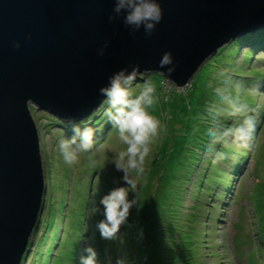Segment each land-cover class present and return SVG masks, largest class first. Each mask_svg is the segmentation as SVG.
I'll list each match as a JSON object with an SVG mask.
<instances>
[{
  "label": "rangeland",
  "instance_id": "1",
  "mask_svg": "<svg viewBox=\"0 0 264 264\" xmlns=\"http://www.w3.org/2000/svg\"><path fill=\"white\" fill-rule=\"evenodd\" d=\"M261 36L260 32L247 35L207 60L190 81L192 86L189 83L181 89H192L188 98L182 92V95L170 92L167 103L166 89L174 87L159 74L142 76V80L150 78L155 84L158 99L149 110L161 121V128L144 159L143 172L137 175L136 169L128 170L137 177L134 193H129L130 199L135 195L136 205L118 231L120 239H102L95 230L101 214L91 211L100 196L116 183H123L120 178L124 173L116 169L114 161L126 146L107 120L104 102L80 121L93 127L97 135L92 148L71 165L63 161L56 149L58 138L70 135V128L65 121L30 106L39 135L46 194L26 264H80L85 243L97 250L100 264H116L118 258L123 259V264H264V44ZM220 67L231 69L253 89L242 93V99L258 116V122L247 147L232 145L228 158L217 161L211 153L200 151L201 158L193 165L196 168L189 179H198L207 163L214 167L195 202L183 196L179 212L184 217L189 211L190 214L184 222L186 225L181 226L169 219L173 214L169 210L163 212V217L148 211L144 204L148 197L145 184L152 181L158 162L164 158L166 153L160 154L164 146L167 144L168 150L177 140L176 132L184 127L183 120L174 116L182 109L178 108L192 103L198 113L190 115L187 129L193 123L197 125L192 127L193 131L205 127L201 112L210 98L207 81ZM139 82L142 81H138L137 89ZM196 144L195 138L191 139V145ZM186 152L183 150V155ZM181 172L176 176L178 179L182 177ZM171 173L170 169L165 178ZM151 187L148 190L153 191L154 184ZM185 188L191 190L192 184H183L182 189ZM194 204L196 207L191 209ZM139 229L143 230L142 236L138 235Z\"/></svg>",
  "mask_w": 264,
  "mask_h": 264
},
{
  "label": "water",
  "instance_id": "2",
  "mask_svg": "<svg viewBox=\"0 0 264 264\" xmlns=\"http://www.w3.org/2000/svg\"><path fill=\"white\" fill-rule=\"evenodd\" d=\"M159 2L162 19L149 36L130 35L122 17L108 21L114 0H0V264H26L44 208L30 106L81 121L104 102L98 88L107 76L131 64L139 65L137 81L159 74L181 90L220 49L264 31V0ZM165 50L176 63L171 74L158 64Z\"/></svg>",
  "mask_w": 264,
  "mask_h": 264
},
{
  "label": "clouds",
  "instance_id": "3",
  "mask_svg": "<svg viewBox=\"0 0 264 264\" xmlns=\"http://www.w3.org/2000/svg\"><path fill=\"white\" fill-rule=\"evenodd\" d=\"M162 15L159 0H114L108 21L122 17V24L130 35L143 29L145 35L150 36ZM108 44L109 41L105 40L97 49L98 56L104 55ZM12 47L19 48L20 41H13ZM158 64L162 73L175 71L176 63L171 50L162 52ZM138 72V64L121 67L108 75L106 83L98 88L105 104L106 118L126 146L114 161L116 169L124 173L120 178L123 183H116L100 196L98 204L94 202L91 209L93 214H101L102 218L95 223V230L106 240L120 239L118 231L127 222L130 209L136 205L135 195L130 199L129 193H134L137 177L128 170L136 169L137 175L143 172L144 159L161 128V121L149 110L158 99L155 84L150 78H145L139 82L137 89ZM177 87L179 90L182 86ZM207 88L210 98L201 112V120L205 124L202 132L204 148L213 159L222 161L228 158V149L232 145L247 147L253 136L258 116L242 99V93L252 92L253 89L248 88L227 67H220L211 75ZM65 124L71 134L60 136L56 149L63 161L71 165L92 148L97 131L71 117L65 119ZM138 235H143L142 229H139ZM82 252L80 264H100L92 244L85 243ZM116 264H123V259L118 258Z\"/></svg>",
  "mask_w": 264,
  "mask_h": 264
},
{
  "label": "trees",
  "instance_id": "4",
  "mask_svg": "<svg viewBox=\"0 0 264 264\" xmlns=\"http://www.w3.org/2000/svg\"><path fill=\"white\" fill-rule=\"evenodd\" d=\"M260 34H262L260 41L261 43L264 44V31H261ZM216 54H218V52ZM143 80H139V81H143ZM190 86H192L191 83L189 87ZM191 91H192L191 88L188 91L187 90L178 91L172 87L168 88L166 89V93H167L166 97H168L166 102L167 103L169 102L170 92H174V94L177 93L180 94L182 92L183 94L186 95V98H188V95ZM193 103L197 104L195 100H193ZM178 109L181 110L178 112V114H174V116L176 118H179L180 120H183V122L186 121V119L190 120L191 119L190 115L194 114V112L196 114L198 113L197 111H195L196 107L193 108L192 103L190 102L188 103V106L187 105L185 107L182 106ZM89 120L90 119L86 121ZM189 120L187 123L182 122V126L184 125L183 129L181 128L176 132L177 134L176 142H172L171 145L168 147V150H166V147L168 145L166 144L164 146L160 154H164V153L166 154L164 158H162L158 162V169L154 172L152 181L145 184L146 196L148 197H146L147 199L144 200V204L148 206V211H151L156 216L158 214L160 217H163V212L169 210L171 211V213L173 212V214L169 216V219L172 221L176 220V222H178V224H180L181 226L186 225L185 223L187 222V218L190 214L189 211L186 217H184L185 215L179 212V208L180 206H182L181 203L183 202V196L187 195L192 201L195 202V200L198 199L199 192L202 193L204 191L203 182L204 181L207 182V175L209 174L210 170L214 167L213 164L207 163L204 168V173L198 174L199 176L198 179L194 181L189 179V177L193 173V169L196 168L193 167V165L196 164L197 160H200L201 158L200 151H206L204 148L205 138L202 136L204 127L203 128L197 127V130L193 131L192 127L197 126L195 123H193L192 127L187 129L188 125L190 124ZM84 122L85 121L81 123L83 124ZM185 131H188V134L187 132L185 133ZM193 133H195L194 136ZM194 138L197 144L195 146H192L191 139ZM183 150L187 151L184 155H183ZM170 169L172 170V173L167 178H165V175L170 171ZM181 170H182L181 172L182 177L178 179V177L176 176H178V172ZM188 183L192 184L191 190L187 188L182 189L183 184L187 185ZM152 184H154V189L153 191L152 190L150 191L148 190V188H152L151 187ZM194 207H196V204H194L191 207V209H193Z\"/></svg>",
  "mask_w": 264,
  "mask_h": 264
}]
</instances>
